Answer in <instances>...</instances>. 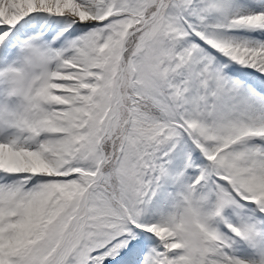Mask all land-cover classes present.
I'll use <instances>...</instances> for the list:
<instances>
[{"label": "snow or ice", "instance_id": "snow-or-ice-1", "mask_svg": "<svg viewBox=\"0 0 264 264\" xmlns=\"http://www.w3.org/2000/svg\"><path fill=\"white\" fill-rule=\"evenodd\" d=\"M0 264H264V0H0Z\"/></svg>", "mask_w": 264, "mask_h": 264}]
</instances>
